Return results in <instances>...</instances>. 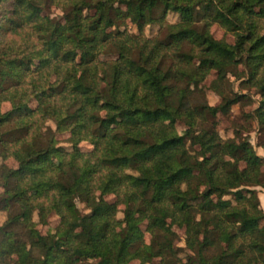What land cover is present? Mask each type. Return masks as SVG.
I'll return each mask as SVG.
<instances>
[{"label":"clouds","instance_id":"obj_1","mask_svg":"<svg viewBox=\"0 0 264 264\" xmlns=\"http://www.w3.org/2000/svg\"><path fill=\"white\" fill-rule=\"evenodd\" d=\"M139 6L0 0V264H264V5Z\"/></svg>","mask_w":264,"mask_h":264},{"label":"trees","instance_id":"obj_2","mask_svg":"<svg viewBox=\"0 0 264 264\" xmlns=\"http://www.w3.org/2000/svg\"><path fill=\"white\" fill-rule=\"evenodd\" d=\"M156 0H140V6L136 8L135 10L143 15L146 11L150 12L154 6H155ZM258 4L264 5V0H257ZM147 5V8L144 7V5ZM130 11L133 10V6L129 5ZM257 45H264V38H261L257 41ZM257 45H254L253 48H256Z\"/></svg>","mask_w":264,"mask_h":264}]
</instances>
